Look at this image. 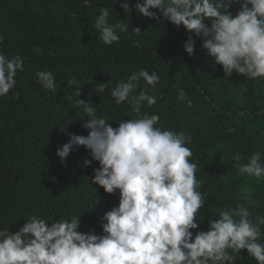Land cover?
<instances>
[{
  "label": "trees",
  "instance_id": "obj_1",
  "mask_svg": "<svg viewBox=\"0 0 264 264\" xmlns=\"http://www.w3.org/2000/svg\"><path fill=\"white\" fill-rule=\"evenodd\" d=\"M124 2L0 0V52L24 61L14 88L0 97V229L15 233L32 216L54 222L75 215L81 216L79 231L102 233L101 219L88 206L94 202L84 193L97 194L104 210H109L111 203L118 205V191L107 194L90 182L99 163L83 166L91 159L83 146L64 162L56 153L68 142L67 133L89 132L83 127L88 117L77 104L76 87L82 86L79 99L93 104L97 117L113 128L119 120L139 118L127 102L117 105L110 93L141 69L156 72L159 83L155 91L148 86L157 103L151 107L145 103L140 115L155 113L160 117L156 127L192 137L186 146L192 151L190 161L197 164V190L205 199L197 213L199 230L206 231L208 219L218 218L220 210L244 203L249 189L250 198L257 201L250 208L253 217L264 216V179L242 175L234 159L239 154V163H247L259 151L264 162V78L225 76L222 65L202 48L201 38L162 17L143 16L135 8L141 0H126L130 11L125 13L120 7ZM104 8L109 24L128 25L126 32L117 30L119 42L111 45L100 40L94 26ZM222 11H227V4ZM229 11L235 15L239 5H230ZM190 38L195 41L191 56L184 48ZM38 71L55 75V91L38 83ZM71 79L77 84L69 88ZM101 83L105 90L96 93ZM139 85L134 94L145 82ZM178 89L187 93L192 107L178 98ZM235 259V264H257L246 250Z\"/></svg>",
  "mask_w": 264,
  "mask_h": 264
},
{
  "label": "clouds",
  "instance_id": "obj_2",
  "mask_svg": "<svg viewBox=\"0 0 264 264\" xmlns=\"http://www.w3.org/2000/svg\"><path fill=\"white\" fill-rule=\"evenodd\" d=\"M225 4L227 11H222ZM233 4L239 5L235 15L229 11ZM120 7L125 13L130 11L126 0ZM135 8L145 17H162L201 38L202 48L216 65H222L225 76L237 73L252 80L264 78V0H141ZM108 16V9H102L94 25L105 45L119 42L117 30L128 29L126 24H109ZM134 31L141 33L139 28ZM194 45L191 38L184 44L190 56ZM23 62L19 55L9 58L0 52V97L14 88ZM36 76L42 87L55 91L52 72L38 71ZM141 80L145 87L134 94ZM158 83L156 72L141 69L112 88L115 103L127 102L139 117L119 120L115 128L97 117L93 104L79 99L82 86L76 87L77 104L88 117L83 127L89 132L86 136L67 133L68 142L56 154L64 162L80 146L88 150L91 159H85L83 166L99 163L90 182L107 194L118 191V205L113 202L104 210L97 194L84 193L94 202L88 206L95 217L101 219L99 235L94 230L79 231L81 216L75 215L54 222L32 216L15 233L0 229V264H235L242 250L257 264H264V216L253 217L250 211L257 206L250 198L252 189L244 203L220 210L218 218L208 219L206 231L199 230L197 213L205 199L197 190V164L190 161L192 151L186 146L191 135L156 127L160 117L155 113L140 115L145 103L149 107L157 103L158 97L149 94L148 86L155 91ZM67 84L72 88L77 81L71 79ZM104 90L105 83L95 88L96 93ZM178 98L192 107L183 89H178ZM241 158L234 156L242 175L264 179L259 151L247 163H239Z\"/></svg>",
  "mask_w": 264,
  "mask_h": 264
}]
</instances>
